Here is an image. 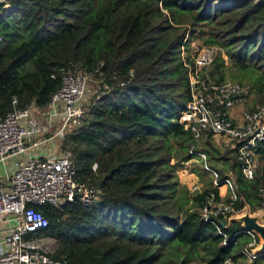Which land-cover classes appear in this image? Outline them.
Returning <instances> with one entry per match:
<instances>
[{
    "label": "trees",
    "instance_id": "16d2710c",
    "mask_svg": "<svg viewBox=\"0 0 264 264\" xmlns=\"http://www.w3.org/2000/svg\"><path fill=\"white\" fill-rule=\"evenodd\" d=\"M9 6L0 9L1 117L14 97L19 108H45L67 70L102 80L103 95L63 145L77 181L99 189L100 200L39 207L49 222L42 235L57 241V256L67 264L242 258L249 238L235 245L244 229L229 218L203 221L198 210L208 190L191 196L170 163L186 162L192 152L207 162L213 155L210 140L195 142L179 123L190 99L184 64L191 62L188 53L185 61L180 55L190 42L222 50L228 64L216 57L211 78L251 80L250 95L264 107V71L252 65L264 61V0H12ZM219 161L223 172L210 166L219 181L231 179L241 208L255 211L263 202L264 168L247 180L230 153Z\"/></svg>",
    "mask_w": 264,
    "mask_h": 264
},
{
    "label": "built area",
    "instance_id": "2783aa9c",
    "mask_svg": "<svg viewBox=\"0 0 264 264\" xmlns=\"http://www.w3.org/2000/svg\"><path fill=\"white\" fill-rule=\"evenodd\" d=\"M10 1L0 0V9H9ZM216 55V50L208 47L189 55L191 62H185L190 99L180 113L179 123L195 142L209 138L227 148L244 178L252 180L264 168V107L240 109L250 96L249 86L211 78L209 72ZM92 79L80 69L67 70L45 108L34 104L19 108L14 97L12 110L0 116V162L16 160V171L0 183V219L8 224L1 242L0 264H67L57 256V241L42 235L49 222L39 207L47 204L59 208L74 200L91 206L100 200L99 189L77 181L72 155L57 149L59 141H65L66 130L90 110H84L83 103ZM97 81L102 84V80ZM103 89L108 90L107 85ZM191 154L205 159L202 154ZM212 174L213 185L198 210L201 219L213 222L212 218L243 214L244 208L238 203L242 198H237L231 179L219 181L218 174ZM259 193L263 202L255 211L247 207L250 213L264 210V188ZM240 233L251 240L241 249L242 258L226 257L219 264H252L264 256L253 253L259 247L255 233Z\"/></svg>",
    "mask_w": 264,
    "mask_h": 264
},
{
    "label": "rangeland",
    "instance_id": "374dc122",
    "mask_svg": "<svg viewBox=\"0 0 264 264\" xmlns=\"http://www.w3.org/2000/svg\"><path fill=\"white\" fill-rule=\"evenodd\" d=\"M9 10V9H6ZM188 36V35H186ZM258 46V43H257ZM208 47L210 46H206L203 45L201 43V41H193L189 43V47L188 50L186 51L185 49H181V58L185 59V57L187 56V53L191 56H194L196 54H199L202 50L208 49ZM216 52L217 55L216 57L220 56L223 60H224V65L228 64V58L226 57V55L224 54V52L222 50H220L218 47H213ZM252 65H255L256 67L259 68L260 71H264V61L262 60H258L254 63H252ZM231 82L234 83H238V84H242V85H250L251 84V80L249 81L248 79H245L244 77H241L239 75H235L231 78V80H229ZM100 86L101 83L95 79L89 80L88 82V96H86L84 103H83V109L84 110H91V107L93 105V101H96L97 99H99L102 95H103V91H100ZM262 94L264 95V90L262 92ZM90 95V96H89ZM256 97L254 95V93H251V95L245 99L241 104H240V109H249V107H254L257 106L255 105V101ZM89 110V111H90ZM88 111V112H89ZM85 115L83 117H81L79 119V121L75 124H72L67 130H66V136L73 131L74 129H78L79 127H81L83 125V119H84ZM207 140H210L209 138H207ZM207 140H203V144L205 142H207ZM211 142V146L209 148V150L211 151V153H213V155L209 154L210 156V161L207 162L206 161V157L205 159H200L199 155H195L194 157L190 158L189 160H187L186 162H178L176 160H172L171 161V165L176 166L175 168V176L179 182V184L183 187L186 188V190L188 191V193L192 196V195H196L197 191H206L209 190L212 185H213V174L212 172H215L218 174V172L216 170H214V168H210V166H215L217 167V169L221 170L223 172V169L225 168V164H223L224 161H219V158H222V156H225L227 153H230L228 151L227 148L221 146L220 144H217L216 142L210 140ZM65 141H59V143L57 144V149L58 151H67L69 152L71 155L72 153L70 152L69 149L67 148H63ZM202 143H199L197 145V150H202L201 148L205 147V145H203ZM68 146V143L66 144V147ZM209 147V146H208ZM202 152V151H200ZM200 154V153H199ZM188 155V153H187ZM203 155V154H202ZM205 156V155H204ZM73 155H72V160H73ZM218 159V160H217ZM262 166L264 167V162H261ZM203 169H207L205 171H203ZM210 169V170H208ZM194 187H197V189L195 191ZM235 192V190H234ZM248 240V237L243 236L241 238L238 239L237 243L235 246L243 244L244 242H246ZM251 241V240H249ZM264 257H262V262L259 264H264L263 261ZM187 264H206V262H200L199 259H192L190 260Z\"/></svg>",
    "mask_w": 264,
    "mask_h": 264
},
{
    "label": "water",
    "instance_id": "95a60500",
    "mask_svg": "<svg viewBox=\"0 0 264 264\" xmlns=\"http://www.w3.org/2000/svg\"><path fill=\"white\" fill-rule=\"evenodd\" d=\"M229 222L237 223L242 229L255 233L259 239V247L253 253L255 255L264 254V210L250 213L249 209L245 207L243 214L229 218Z\"/></svg>",
    "mask_w": 264,
    "mask_h": 264
},
{
    "label": "crops",
    "instance_id": "0c3cea01",
    "mask_svg": "<svg viewBox=\"0 0 264 264\" xmlns=\"http://www.w3.org/2000/svg\"><path fill=\"white\" fill-rule=\"evenodd\" d=\"M207 140V139H204ZM16 160L13 158H8L5 159L4 161L0 162V183H2V181L12 175L15 171H16ZM8 230V224H6L5 222H3V220L0 219V250H2V246H1V242L6 234ZM249 238V237H248ZM250 240V238H249ZM262 257H259V263L262 262ZM264 261V260H263ZM264 263V262H263Z\"/></svg>",
    "mask_w": 264,
    "mask_h": 264
}]
</instances>
